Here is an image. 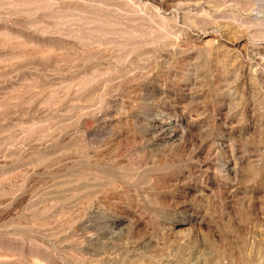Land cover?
I'll use <instances>...</instances> for the list:
<instances>
[{"label": "rangeland", "instance_id": "rangeland-1", "mask_svg": "<svg viewBox=\"0 0 264 264\" xmlns=\"http://www.w3.org/2000/svg\"><path fill=\"white\" fill-rule=\"evenodd\" d=\"M0 264H264V0H0Z\"/></svg>", "mask_w": 264, "mask_h": 264}]
</instances>
